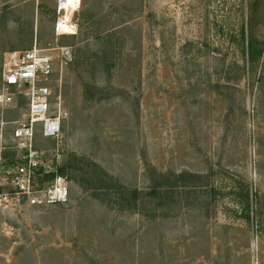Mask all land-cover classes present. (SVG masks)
<instances>
[{"label":"rangeland","instance_id":"obj_1","mask_svg":"<svg viewBox=\"0 0 264 264\" xmlns=\"http://www.w3.org/2000/svg\"><path fill=\"white\" fill-rule=\"evenodd\" d=\"M53 21L54 0H0V86ZM75 23L61 135L35 136L58 148L68 201L29 206L3 182L16 97L0 264H264V0H81Z\"/></svg>","mask_w":264,"mask_h":264},{"label":"built area","instance_id":"obj_2","mask_svg":"<svg viewBox=\"0 0 264 264\" xmlns=\"http://www.w3.org/2000/svg\"><path fill=\"white\" fill-rule=\"evenodd\" d=\"M80 2L54 0L53 39L43 48L34 44L29 50L8 54L1 73L0 109L12 107L16 97L26 104V113L15 123L12 132L14 162L6 170L3 182L33 207L63 205L69 197L66 177L56 172L58 148L37 149L35 136L38 133L43 140L54 141L61 135L63 106L54 93V85L60 80L62 70L73 63L74 54L60 39L77 35L75 17ZM4 151L0 147V159ZM37 175L50 177V184L37 188Z\"/></svg>","mask_w":264,"mask_h":264},{"label":"trees","instance_id":"obj_3","mask_svg":"<svg viewBox=\"0 0 264 264\" xmlns=\"http://www.w3.org/2000/svg\"><path fill=\"white\" fill-rule=\"evenodd\" d=\"M58 175H62V174H61V171H59V174H58ZM62 176L65 177L64 175H62Z\"/></svg>","mask_w":264,"mask_h":264}]
</instances>
